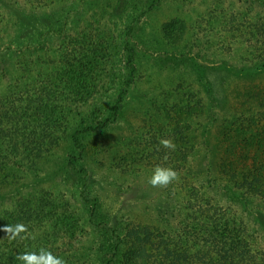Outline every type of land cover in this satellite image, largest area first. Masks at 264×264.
I'll list each match as a JSON object with an SVG mask.
<instances>
[{
    "label": "rangeland",
    "instance_id": "rangeland-1",
    "mask_svg": "<svg viewBox=\"0 0 264 264\" xmlns=\"http://www.w3.org/2000/svg\"><path fill=\"white\" fill-rule=\"evenodd\" d=\"M150 1L47 0L38 12L23 8L25 3L21 8L1 1L0 67L7 71L0 70V107L28 105L33 118V107L41 106L37 117L42 125L33 135L50 119L61 122L52 130L56 144L26 158L25 171L7 186L20 187L15 199L49 201V222L30 236L46 239L50 248L52 238L59 239L65 254L84 246H92L101 257L113 251L106 233H85L90 212L82 196L86 185L99 198L98 220L122 234V261L129 251L135 263L166 264L170 251L188 256L185 250L190 248L191 264H213V242L206 234H201L207 240L200 239L199 250L171 237L142 241L129 234L140 225L160 231L159 215L173 199L181 206L189 200L197 209L203 188L188 168L203 156L201 140L207 137L213 143L222 119L235 112H264V73L248 78L221 67L222 61L242 58L248 63L252 57L244 50L245 38L237 41L238 29L250 32L237 0ZM38 42V48H31ZM126 79L131 80L125 85L128 91L119 98L117 89ZM208 83L214 97L212 118L207 116ZM104 117L110 119L98 130L83 131L78 125L84 119L85 126H94ZM76 128L83 148L72 142ZM161 138H171L175 150L164 148ZM72 155L77 156L78 172L69 163ZM158 165L176 170L178 180L151 186L148 181ZM215 208L209 206V211ZM181 211L187 213L184 207ZM65 212L63 220L56 217ZM190 212L196 216L198 211ZM255 216L264 231V212ZM70 232L74 239L66 245ZM167 232L165 236L171 234Z\"/></svg>",
    "mask_w": 264,
    "mask_h": 264
},
{
    "label": "trees",
    "instance_id": "trees-1",
    "mask_svg": "<svg viewBox=\"0 0 264 264\" xmlns=\"http://www.w3.org/2000/svg\"><path fill=\"white\" fill-rule=\"evenodd\" d=\"M1 1L17 4L21 8L25 3L23 8L31 12H38L52 0H48V2L47 0H0V3ZM156 1L151 0L150 5ZM237 2L250 30L245 33L238 29L237 41H244L245 38L244 50L250 55L252 53V57L248 63H245L242 58L237 63L222 61L221 67L232 75L252 78L253 75L264 73V54L259 49L260 47L264 48V0H237ZM1 14L0 10V20ZM131 28V26L127 28L128 36H130ZM2 38L3 34L1 43H3ZM40 45L41 43L38 42L31 48H38ZM6 50H10V47H6ZM131 51L133 50L131 49ZM257 51L258 53H255ZM132 55L130 52L127 58H132ZM5 68L1 66L0 70L7 71ZM199 68L202 69L199 66L198 70ZM130 82L131 80L126 79L124 86L117 89L119 98L127 93L128 86L125 85ZM205 92L209 99L207 116L212 118L214 115L211 112L212 99L214 97L212 86H209V83L208 86H205ZM37 107L41 106L33 107L36 108L33 118L27 112L28 105L15 106L11 109L8 107L1 109L0 107V264H24L23 261L16 258L18 255L25 252L39 253L41 248L63 259L66 264H76L77 260L81 264H147L146 261L139 263L131 261L132 253L129 251L125 254V261L118 257L123 244L122 234L114 225L98 220L99 198L94 196L91 189L85 188L86 185L83 186L82 196L86 202V208L90 212L87 221H85V228H87L85 233H106L107 237L111 239L110 250H113L109 256L101 257L94 254L95 250L92 246H84L81 250H73L69 254H65L62 249L63 245L59 247L57 243L59 239L53 237V246L50 248L46 246V239L40 236H30V233L33 234L34 231L43 229L49 222V213L53 209L51 206L47 207L48 200L43 199L44 197L37 198V204L31 199H15L20 187L17 186L13 190H9L7 184L15 183L16 177L25 171L28 165L26 158L29 159L33 153L38 155L42 147L48 151L57 142L55 135H52L53 128L56 125H61V122L57 123V120H48L45 123L46 127L43 126V130L41 129L39 134L33 135L35 128L38 129L42 125L40 122L42 118L37 117L39 110ZM118 107V103L115 104L114 110ZM42 108L46 111L49 105L45 104ZM54 108L55 106H51L50 110H54ZM221 113L228 114L227 112ZM235 113L222 119L223 122L219 126L220 135L216 134L213 143L203 136L201 141H204L206 146L203 156L197 158L188 168L190 177L197 180L199 186L203 188V192L200 194L201 203L197 204V209L191 207L189 200L184 203V206L179 203L174 205V199L168 201L164 211L159 215L158 222L162 225L159 227H163L160 231H156V227L148 228L140 225L131 230L129 234L131 237H138L142 241L171 237V241L175 239L185 245L196 246L197 250L200 249L197 246L201 243L200 239L206 242L205 240L209 238L215 245L212 244L214 254L210 255L214 259V261L212 260L213 264L215 262L217 264H264V231L259 228V222L255 216L264 212V112L246 113L241 111ZM109 119V117L101 118L94 126L92 123L85 126V120L82 119L78 125H82L83 131L98 130L108 123ZM30 128L32 129L30 130ZM79 130L76 128L72 132V142L75 147L82 146L83 148L84 143L80 140L82 136L78 135ZM76 157V155H72L71 158L74 159H70L69 163L71 168L78 172ZM21 171L22 173H19ZM26 183L23 182V184ZM21 197L23 196L21 195ZM201 204L207 208L203 209ZM212 205H215L216 208L209 211V206ZM182 207L187 213L183 214ZM190 210L198 211L197 215L200 214V217L193 216ZM67 216L68 212L56 215L61 220H63L62 217ZM17 224H23L27 231L21 232L15 239H10V234H7L3 229L5 226L14 228ZM168 229L171 234L165 236ZM202 233L207 235L205 240L200 238ZM255 236L258 237V240ZM73 237L74 233L70 232L66 245L73 242ZM189 249L185 250L188 252V256L185 253L180 254L176 249L170 251L168 255L171 257L167 259L169 262L167 261L166 264H189L190 255H192ZM180 257L183 260L180 261Z\"/></svg>",
    "mask_w": 264,
    "mask_h": 264
},
{
    "label": "clouds",
    "instance_id": "clouds-1",
    "mask_svg": "<svg viewBox=\"0 0 264 264\" xmlns=\"http://www.w3.org/2000/svg\"><path fill=\"white\" fill-rule=\"evenodd\" d=\"M160 144L167 149L175 150V143L171 138H161ZM179 176L176 170L171 167L156 166L149 178V183L153 187H166L175 180H178ZM7 234H10V239H15L21 232H26L27 229L23 224H17L14 228L11 226H5L3 229ZM18 260L24 262V264H66V262L54 256L50 251L41 248L39 253L25 252L16 257Z\"/></svg>",
    "mask_w": 264,
    "mask_h": 264
}]
</instances>
